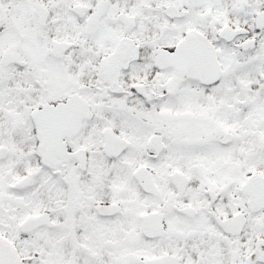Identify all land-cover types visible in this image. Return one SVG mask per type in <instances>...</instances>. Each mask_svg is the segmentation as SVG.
<instances>
[{
    "label": "snow or ice",
    "instance_id": "1",
    "mask_svg": "<svg viewBox=\"0 0 264 264\" xmlns=\"http://www.w3.org/2000/svg\"><path fill=\"white\" fill-rule=\"evenodd\" d=\"M0 264H264V0H0Z\"/></svg>",
    "mask_w": 264,
    "mask_h": 264
}]
</instances>
